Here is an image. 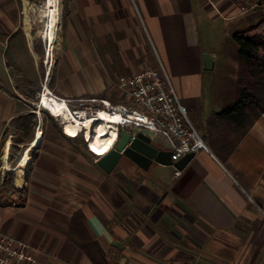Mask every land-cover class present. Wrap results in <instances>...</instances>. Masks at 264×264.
Listing matches in <instances>:
<instances>
[{"label":"crops","instance_id":"obj_1","mask_svg":"<svg viewBox=\"0 0 264 264\" xmlns=\"http://www.w3.org/2000/svg\"><path fill=\"white\" fill-rule=\"evenodd\" d=\"M138 1L158 56L172 63L174 87L208 150L196 151L179 176L173 164L153 162L143 169L124 156L107 173L89 148L81 151L58 126L60 134L44 142L42 133L33 147H42V153H29L21 183L17 175L14 182L0 179V228L36 248L35 264H93L67 235L77 210L111 264H264V219L258 214H264V111L243 125L202 104L204 74L230 61L235 76L232 34L264 21V7L242 15L232 0ZM71 4L68 21L74 31L65 43L59 77L70 82L90 77L100 91L116 76L110 63L132 61L131 43H115L110 34L123 20L115 12L120 6L116 0ZM19 23L17 1L0 0V36L16 34ZM201 27L215 28L229 42L209 34L203 47ZM10 59L17 65L25 61L16 49ZM57 92L64 98L84 95L68 87ZM4 94L0 89V140L12 124L26 135H16L12 145L28 147L40 130L35 131V114L20 100L12 109ZM132 129L170 150L160 134ZM8 144L0 153V174L4 164L24 155L8 153Z\"/></svg>","mask_w":264,"mask_h":264},{"label":"rangeland","instance_id":"obj_2","mask_svg":"<svg viewBox=\"0 0 264 264\" xmlns=\"http://www.w3.org/2000/svg\"><path fill=\"white\" fill-rule=\"evenodd\" d=\"M16 1L18 4L20 21L17 33L10 35L6 39L4 36H0V89L5 93L3 95L5 103L7 105H12V109H14V102L17 103V100H20L27 104V109L34 112L37 120L36 122H38L35 131L38 129L41 130L44 134V142H48L51 135H58V126H63V120L60 118L61 116L54 115L48 109L38 106V104H40V95L44 91L45 84L55 95H58L57 91L59 88L68 87L80 93L81 91L82 93L84 92V95H82L83 98H108L112 102H122L123 94L119 88V79L121 77L133 75L144 69L162 68L165 70L171 84L174 86L170 72L172 63L170 64L158 56L155 47L154 33L142 14L138 0H116L118 7L120 6L119 10L116 8V15L117 17L121 16L123 20H121L120 24L115 25V30L110 33L111 38L115 43L120 40L131 43L130 54L132 56V61L126 63H110L112 67L114 65L113 74H116V76L112 77L110 85H106V87L100 89V91L97 84L94 83L90 77H83L77 82H70L68 79L61 80L59 77L65 43L74 31L73 28H69L70 24L68 21L69 15L73 13L74 10L71 4L73 0H58L59 2L56 0L57 6L54 9L56 15V42L52 50L53 62L49 79H47L46 75L47 66L45 62V34L49 16L48 11L44 12L42 6L43 3L47 5V8L51 6L48 7V0ZM170 29L173 33L176 28L172 26ZM200 32L203 47L208 46L209 38L214 34V38L217 39L220 37L223 43L229 42L228 38L226 39V37L215 28L213 29L211 27V31H208L201 27ZM209 34H211V36H209ZM236 47L238 52V46ZM15 49L24 57V64L23 62L20 65L11 63L10 57ZM185 64L187 65L188 63ZM234 70L235 68L232 69L230 61L223 63L219 62L215 64V69L212 73L204 74V89L202 94V104H204V107L209 106L217 110H225L227 107L233 105L232 103L235 99L233 86L237 74L235 73L234 76ZM8 76H10V78H8ZM85 91L88 92L85 93ZM71 103L75 105V102ZM189 117L191 118V115ZM31 121L32 123L34 122L32 116H30V122ZM192 123L199 131L197 125L193 121ZM62 133L64 135V132H61V134ZM18 134H22V132L17 129V126H13L12 124L5 129L3 138L0 140V153H6V144L8 142V153H18L17 155H19V153H23L26 150L24 148L27 147L23 145L16 146L15 143L14 146L12 145V140L16 142L15 138ZM12 135H14V138ZM24 135L25 134H22V136ZM73 137H76L78 141L85 140L84 132ZM77 139L74 141L78 142ZM42 151V147L33 148L29 153H42ZM95 159H98V157L95 156ZM16 162L20 163L21 157L19 159H14L12 164L3 165L0 174V179L3 183L15 181L14 177L17 175ZM17 183L21 182L17 181ZM258 214L264 219V214L262 212L259 211Z\"/></svg>","mask_w":264,"mask_h":264},{"label":"built area","instance_id":"obj_3","mask_svg":"<svg viewBox=\"0 0 264 264\" xmlns=\"http://www.w3.org/2000/svg\"><path fill=\"white\" fill-rule=\"evenodd\" d=\"M232 1L242 15L264 7V0ZM119 88L123 94L122 102H112L105 98H64L51 91L49 94L58 100L65 101L71 112L78 118L95 119L91 121L89 132L94 130L96 120L102 111L111 115L113 118L111 122L116 127V137L109 149L114 146L121 129L142 128L158 133L166 140L172 151L173 161L188 152L208 150L201 133L189 117L187 106L180 101L164 69H144L133 75L121 77ZM43 92H45V87ZM71 102H75V105ZM38 106L45 108L40 104ZM81 111L82 116L79 113ZM85 131L84 128L80 133L85 134ZM85 140L89 150L94 153L90 149L86 134ZM94 154L99 156V154ZM180 174L181 170L176 169L175 176ZM36 251L31 243L0 228V264H35Z\"/></svg>","mask_w":264,"mask_h":264},{"label":"trees","instance_id":"obj_4","mask_svg":"<svg viewBox=\"0 0 264 264\" xmlns=\"http://www.w3.org/2000/svg\"><path fill=\"white\" fill-rule=\"evenodd\" d=\"M232 38L238 46V70L234 82L233 105L223 109L220 115L228 120L245 124L252 122L264 111V21H257L245 29L236 31ZM81 151L87 153L86 140L78 141L68 136ZM74 141V140H76ZM81 210L73 213L68 228V238L73 241L93 264H111L98 249L84 226Z\"/></svg>","mask_w":264,"mask_h":264},{"label":"bare ground","instance_id":"obj_5","mask_svg":"<svg viewBox=\"0 0 264 264\" xmlns=\"http://www.w3.org/2000/svg\"><path fill=\"white\" fill-rule=\"evenodd\" d=\"M27 1V0H25ZM58 1V0H57ZM45 2V1H44ZM59 2V1H58ZM51 6V7H49ZM56 0H48V7L45 3H43L44 12L48 11L49 19L47 21L46 27V55L45 62L47 66L46 75L47 79H49L51 65L53 62L52 58V50L54 48L56 42V31H55V22L56 15L54 13V9L56 7ZM51 8V9H50ZM58 12V11H57ZM58 15V14H57ZM50 89L45 84V92L40 95V105L44 106L48 109L52 114L61 116L60 118L63 120V125L65 127L66 133L70 136H77L82 129H86L85 134L88 136L89 146L92 151L96 154H104L108 151L109 147L113 143L116 137V127L111 122L113 119L111 115L107 112L102 111L99 114L98 120H96V124L94 130L91 131L90 134V126L91 121L95 119H90V117L78 118L75 116L69 106L63 100H58L49 94ZM80 115H83V112H79ZM42 139L41 130L37 131V134L33 141L29 144L26 150L23 152L24 155L21 159V162L17 168V180L22 181L24 177L25 170L30 164V155L29 151L40 144Z\"/></svg>","mask_w":264,"mask_h":264},{"label":"water","instance_id":"obj_6","mask_svg":"<svg viewBox=\"0 0 264 264\" xmlns=\"http://www.w3.org/2000/svg\"><path fill=\"white\" fill-rule=\"evenodd\" d=\"M171 154V150L159 147L153 142L151 136L142 130L125 128L119 131L114 146L106 153L99 155L96 162L107 173L112 171L123 156L143 169H148L153 162L173 164L183 169L195 152H188L176 161L171 159ZM113 244L117 245L118 241H114Z\"/></svg>","mask_w":264,"mask_h":264}]
</instances>
